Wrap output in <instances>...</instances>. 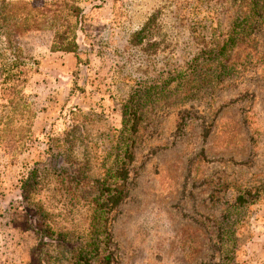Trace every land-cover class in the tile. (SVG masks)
<instances>
[{"label": "rangeland", "instance_id": "rangeland-1", "mask_svg": "<svg viewBox=\"0 0 264 264\" xmlns=\"http://www.w3.org/2000/svg\"><path fill=\"white\" fill-rule=\"evenodd\" d=\"M72 1L85 15L88 64L53 55L50 25L18 38L38 116L22 154L0 153V264H78L92 208L116 170L124 105L140 87L155 97L135 95L142 121L128 196L112 224L114 264H264V4L254 26L241 18L213 35L204 22L193 36L175 19V0ZM248 4L202 0L199 18L225 5L237 20ZM148 29L144 45L125 55L133 35ZM239 31L226 55L216 50ZM148 41L157 44L150 67L140 50ZM195 64L196 83L174 72ZM128 77L141 86L116 82ZM33 169L40 179L27 201L20 181Z\"/></svg>", "mask_w": 264, "mask_h": 264}, {"label": "trees", "instance_id": "trees-1", "mask_svg": "<svg viewBox=\"0 0 264 264\" xmlns=\"http://www.w3.org/2000/svg\"><path fill=\"white\" fill-rule=\"evenodd\" d=\"M175 1L178 5L175 19L186 30L189 29L193 36L199 33V28L204 27V22L210 23L213 35L218 31L216 27L221 28L228 21L240 23L241 18L244 20V28L248 24L254 26L252 24L255 13L258 14L262 11L260 8L264 4V0H247L249 4L241 6L248 8V13L240 12L237 20L233 16L238 13L232 12L225 5L221 9H208L206 11L208 12L207 15L200 19L199 16L204 13L201 10V5H199L202 0H182V3H180V0ZM0 9V40L3 38L5 41L4 43L1 41V43L6 46L5 53H0V100H2V103H0V153L16 158L34 140V126L38 116L29 89V63L18 45V38L50 25L54 32L51 52L74 56L75 67L78 68L82 64H88V60L84 58L86 52L82 54L81 49L84 42L82 37L85 35V15L83 10L72 0L48 2L41 7L29 2H1ZM154 20H151L149 24H153ZM235 29L237 31L238 27L235 26ZM150 32V29H148V33L147 30L135 33L131 42L124 49L125 55H134L135 49H138L137 46L144 45L145 41L151 36ZM243 34L240 31L229 34L232 41L226 39L223 43L219 42L216 50L219 53L223 52L222 55H226L229 47H233L236 41L241 40ZM233 37H236L235 40H233ZM148 43L150 45L147 49L143 47L140 50L146 54L147 57L145 56L146 59L144 60L150 67L152 54L149 50L157 44L151 41H148ZM216 50L210 49L208 51V56L213 59L211 61H214L213 56L217 54ZM216 60H220V56L216 57ZM209 64L212 63L205 62L203 66L206 68ZM199 68L200 66L195 64L190 67L189 71L178 72V69H175L174 72H177L178 77L184 78L187 75L189 78H193L192 83H196L198 79H194V73ZM208 68H213V64L209 65ZM217 75L220 76V73ZM129 80H131L133 88L140 87L142 84V80L132 77L120 78V81L116 82L129 83ZM138 83L140 85L136 86ZM143 92H145L143 87L135 90L129 102L124 105V129L120 131L118 138L120 153L116 160V170L111 177L112 182L108 183L106 181L102 184L103 201L92 208L91 239L85 242L83 248L80 249L77 256L78 264H92L95 257H98L99 264H114L112 224L116 220L119 206L128 196V186L131 181L130 167L135 162L134 149L142 121L139 101L134 104L135 99L138 98L135 95L137 93L142 95ZM145 95L150 96V98L155 97L152 87L147 89ZM207 136L205 135V138ZM39 179L37 169L31 170L27 177L21 179L20 190L25 200L31 201ZM29 228H34V226L31 225ZM44 236L41 235V237Z\"/></svg>", "mask_w": 264, "mask_h": 264}, {"label": "crops", "instance_id": "crops-1", "mask_svg": "<svg viewBox=\"0 0 264 264\" xmlns=\"http://www.w3.org/2000/svg\"><path fill=\"white\" fill-rule=\"evenodd\" d=\"M53 55H55V53H53Z\"/></svg>", "mask_w": 264, "mask_h": 264}]
</instances>
